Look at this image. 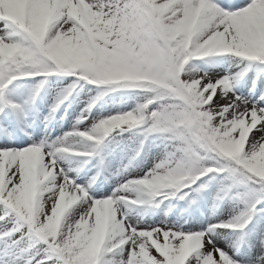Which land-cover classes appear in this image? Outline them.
Here are the masks:
<instances>
[{"label": "snow or ice", "instance_id": "obj_1", "mask_svg": "<svg viewBox=\"0 0 264 264\" xmlns=\"http://www.w3.org/2000/svg\"><path fill=\"white\" fill-rule=\"evenodd\" d=\"M0 264H264V0H0Z\"/></svg>", "mask_w": 264, "mask_h": 264}]
</instances>
